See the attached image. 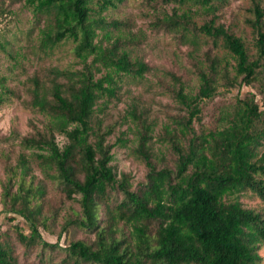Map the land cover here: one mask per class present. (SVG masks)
<instances>
[{
  "label": "trees",
  "instance_id": "1",
  "mask_svg": "<svg viewBox=\"0 0 264 264\" xmlns=\"http://www.w3.org/2000/svg\"><path fill=\"white\" fill-rule=\"evenodd\" d=\"M20 1L32 9L40 53L71 41L82 67L39 68L24 84V98L0 76L1 105L22 100L48 118L43 128L21 138L14 163V151L3 155L8 223H0V264H260L264 212L246 207L238 195L250 191L264 202V0H251L253 17L247 20L254 53L217 23L215 14L231 0H147L161 9L150 35L112 16L128 0ZM171 4L176 6L169 13ZM198 13L206 16L201 25L194 19ZM155 32L174 34L193 47L192 68L170 74L178 112L157 140L168 145L169 154L155 152L157 120L130 87L151 71L147 47ZM202 36L214 47L221 43L234 64L211 49L198 55ZM1 38L6 50L9 44ZM194 77L199 85L192 91ZM241 86L257 91L232 96L206 126L205 105L220 87L227 95ZM114 101L127 105L118 123L106 126ZM123 124L133 130V154L147 170L137 185L132 174L112 164L107 139ZM126 135L115 144L125 147ZM58 136L67 142L60 145ZM52 191L61 193L59 203L50 199ZM67 201L78 208L72 205L62 215ZM57 224L58 241L51 243L41 227L54 233ZM5 227L12 228L24 259Z\"/></svg>",
  "mask_w": 264,
  "mask_h": 264
},
{
  "label": "rangeland",
  "instance_id": "2",
  "mask_svg": "<svg viewBox=\"0 0 264 264\" xmlns=\"http://www.w3.org/2000/svg\"><path fill=\"white\" fill-rule=\"evenodd\" d=\"M174 6L176 5L171 4L165 9H167L169 13H172V8ZM192 8L193 11L197 9L196 7ZM157 9H154V4L149 3L147 0H128L127 4L122 6L119 11L114 12L112 16L119 19L127 18L135 25L133 31H142L146 35H150V33H152V23L156 21L161 11L160 5ZM186 9L187 7L183 6L180 12ZM215 15L218 18V24L222 23L226 27L231 28L237 36L243 39L250 52H255V36L253 29L247 23V20L253 17L251 12V0H231L228 5H225ZM205 17V15L198 13L194 16V19L198 25H201ZM34 19L32 9L25 6L24 2L20 0H0L1 42L3 45H5V43L9 44L6 50L0 47V76H6L8 78L9 86L19 87L22 98L25 97L27 89V86L24 87V84L27 83L28 78L39 68L53 66L60 69H80L82 67V64L78 62V59L73 53V42L71 41L63 43L55 50L46 54L40 53L37 48L39 31L35 28L36 22ZM33 29L34 31L30 36L29 32ZM207 49H211L213 53L217 54L219 57L228 58L231 63L234 64V60L222 47L221 43H219V46L214 47L211 39L202 36L198 48V55L201 56ZM192 50V46L183 44L174 34L155 32L152 36V43L147 47V61L151 66V71L146 74L143 82L130 85L134 94L141 96L148 104L152 118L157 120L154 133V150L156 153L162 151L169 154L167 151L168 145H163L157 141L158 135L161 133L164 124L168 122L169 116L178 112L177 103L172 97V93L169 91V86L173 84L170 74L174 72L182 73L184 70L192 68L193 58L190 57ZM7 52H12V54H7ZM230 69H232V66ZM198 85V79L194 77L190 89L195 91ZM256 91V88L252 86H241L228 93L229 96H227L228 94L225 95L227 93L225 92V88L220 87L219 96L205 105L206 126L210 124L209 122L214 124L215 112L225 107L226 103L228 104L230 99H232V96L240 94L241 97H245ZM126 105V101H114L111 103L107 116L105 117V125L111 126L118 123ZM47 121L48 118L44 114L33 108H28L24 105L22 100L14 99L5 104H0L1 224L6 225L8 223V214L4 212L2 203L3 185L6 181L5 159L3 155L4 153L12 154V151H14L11 158V163H14V157L21 149V138L30 135L36 128H43ZM123 132L127 133L125 138L129 140L125 147L115 144L117 143L118 137H120ZM6 138L15 139L7 143ZM58 141L60 145H64L67 139L64 136H58ZM107 142L113 145L112 154L114 155V160L112 164L116 166L117 170L132 174L135 177V185L139 182H143L147 170L145 164L133 154V149L136 145L133 130L129 129L126 124L117 125L114 133L108 137ZM36 174L40 179L43 178L39 172H36ZM238 196L246 207L255 208L264 212V202L257 195L250 191H244ZM233 198L234 197H232V199ZM50 199H55V202L59 203L62 200V195L61 193L52 191ZM72 205L74 208H78V204H72V202L67 201L62 215L68 213ZM16 223H18V221H15V224ZM60 226V224H57L54 227V233L41 227L43 237L51 243L57 242L58 234L61 230ZM5 229L11 231L12 228L5 227ZM10 234L12 235V241L17 246V252L21 254V258L24 259L23 248L15 240V235L12 231ZM75 236L78 238L82 237L81 234H76ZM65 241L66 236L64 235L60 242L64 244ZM259 253L262 257L260 264H264V245ZM34 257L35 256H33V258Z\"/></svg>",
  "mask_w": 264,
  "mask_h": 264
}]
</instances>
